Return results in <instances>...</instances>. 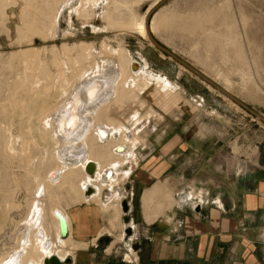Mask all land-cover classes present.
Wrapping results in <instances>:
<instances>
[{
	"label": "rangeland",
	"instance_id": "rangeland-1",
	"mask_svg": "<svg viewBox=\"0 0 264 264\" xmlns=\"http://www.w3.org/2000/svg\"><path fill=\"white\" fill-rule=\"evenodd\" d=\"M7 1L11 3L4 7L5 18H1H4L5 27L0 26V79L10 76V81L18 70L16 61L12 62L10 69L3 65L12 52L32 47L41 50L51 45L60 50L62 42L71 46L81 41L92 43L98 48L103 39L112 45L120 40L134 59L139 60V56H144L154 72L167 77L169 88L165 92L153 85L139 83L112 106V118L126 127L129 136L126 145L135 152V158L124 159L116 167L118 175L127 172L122 180L114 184L105 183L99 179L102 170L92 182L105 183L101 187L103 191L112 187L120 188L124 197L121 201H126L129 197L128 201H132L133 209L130 214L137 215L140 223L150 224L159 217H165L168 222L171 214L178 217L179 211H189L195 199L207 200L206 204L203 202L200 206L205 205L208 207L206 210L212 205L218 206L217 200H229L232 185L234 199L238 201L242 199L245 190L258 189L263 193L264 122L159 51L147 36L116 30L93 32L92 27L104 26L100 16L105 0L97 1L95 14L87 21L77 19L74 9L71 16L67 14L66 7L60 19L56 20L57 29L53 36H48L45 40L33 37L31 42L21 44L16 42V26H21L18 15L22 0L15 3L13 0ZM149 9H153L150 17L156 12L170 11L178 15V23L190 21L189 17L195 12L197 17L199 14L203 16L200 28L195 29L192 34L178 31L173 21L161 26L157 31L159 34L151 33L180 59L264 117V0H142L134 7V12L142 14ZM23 11L30 15L34 13L32 17L35 18L39 15L28 8ZM241 13L245 18L244 23L240 19ZM234 25L236 31L240 32L238 36L243 43L244 61L234 57V45L229 41L227 46H221L222 34L234 40ZM47 50L41 53L47 55ZM224 73L229 80L227 84L221 77ZM10 114L11 132L15 135L17 131L13 127L19 124L18 111L9 110L6 117ZM148 114H151L150 119L145 120ZM137 133L140 137L137 138V144L133 145L131 140L137 137ZM6 171L11 180L16 177L15 181L18 182L12 196L15 205L9 207L0 202V224L3 225L0 230V255L4 252L3 248L15 243L30 200L38 199L45 203L44 197H39L34 189L26 191L22 184V178L26 175L15 157ZM154 185L160 191L170 193L181 204L170 205L163 199L153 209L157 210L155 216L152 214L147 219L141 205V196ZM188 193L192 194V199L184 201ZM217 195L221 197L217 198ZM247 199L254 204L253 196L249 195ZM74 200H78L77 197L63 189L60 201L65 211H69L68 207ZM221 205L223 207L222 202ZM101 214L107 220L108 213ZM46 220L49 222V218ZM120 233L123 240L122 229ZM51 236L54 238L52 233ZM53 241L56 242L55 239ZM64 248L66 251L63 258L74 257L75 262H78L76 253L79 249L72 251L69 244L64 245ZM129 250L131 252H125L133 260L136 254L131 247ZM124 255L122 258L125 259Z\"/></svg>",
	"mask_w": 264,
	"mask_h": 264
},
{
	"label": "bare ground",
	"instance_id": "bare-ground-1",
	"mask_svg": "<svg viewBox=\"0 0 264 264\" xmlns=\"http://www.w3.org/2000/svg\"><path fill=\"white\" fill-rule=\"evenodd\" d=\"M13 1L15 3L17 0ZM97 1L22 0L18 15L21 26H16V42L29 43L33 37L45 40L53 36L57 29V15L65 7L70 16L74 9L77 19L87 21L94 16ZM141 1L105 0L100 16L104 26L92 27V31H127L148 38V33H156L161 26L173 21L178 31L192 34L200 28L204 19L200 14L197 17L195 12L190 15V21L178 23V15L170 11L166 13L165 10L153 13L146 25L150 9L142 14L134 12V7ZM8 3L11 2L0 0L2 28L5 27L4 7ZM24 8L39 15L32 17L34 13L26 14ZM240 19L245 22L242 13ZM239 34L234 25V40L222 34L221 46H227L229 41L234 45V57L244 61ZM98 46L96 48L92 43L83 41L68 46L62 42L60 50L55 45L41 50L33 47L20 49L4 60L6 69H10L12 62L16 61L18 70L10 81V76L0 79V202L9 207L15 205L12 196L18 181H15L16 177L11 180L6 171L15 157L26 175L22 178L26 191L34 189L39 197H44L45 203L38 199L30 200L15 243L3 248L0 264H44L45 257L54 255L61 261L69 258H63L66 251L64 245L75 244L67 236V232L71 231V219L60 201L63 189L72 192L77 199H91L103 208L110 200L115 198L118 201L123 197L119 189L112 187L103 191L101 188L106 182L114 184L122 180L127 172L118 175L116 167L124 159L135 158V152L126 145L129 139L126 127L112 118V106L139 83L153 85L165 92L169 88V81L161 73L154 72L144 56H139V60L134 59L120 40L112 45L103 39ZM46 49L48 54L43 55L41 52ZM221 77L225 84L229 83L225 73ZM9 110H17L19 115L18 126L13 127L17 131L15 135L11 132V114L8 115L10 118L6 117ZM150 116L148 114L145 120ZM136 135L131 140L133 145L140 137L138 133ZM88 163L93 164L92 174L86 170ZM102 170L99 179L105 183H92ZM155 186L141 196L147 219L152 214L155 216L157 210L153 209L163 199L171 205L170 193L160 191ZM87 189H90L88 194ZM191 198V195L186 197L187 200ZM192 205L201 206L198 201H192ZM60 217L65 223V236L60 235ZM46 218H49V222ZM2 226L0 224V230Z\"/></svg>",
	"mask_w": 264,
	"mask_h": 264
},
{
	"label": "crops",
	"instance_id": "crops-1",
	"mask_svg": "<svg viewBox=\"0 0 264 264\" xmlns=\"http://www.w3.org/2000/svg\"><path fill=\"white\" fill-rule=\"evenodd\" d=\"M249 195L254 198L253 205ZM170 198L171 205L181 204L177 198ZM121 200L114 198L104 208L91 199L71 203L67 212L71 231L67 236L75 244L72 251L79 249V260L69 257L68 264H264V191L245 190L238 201L232 185L229 200L220 199L223 207L217 200L219 207L215 204L206 210L204 205L199 212L189 208L179 211L178 217L171 214L168 222L159 217L150 224L140 223L137 215L130 214L129 197ZM194 201L200 205L204 202ZM101 213H108L107 220ZM129 246L136 254L133 260L125 252H131Z\"/></svg>",
	"mask_w": 264,
	"mask_h": 264
},
{
	"label": "water",
	"instance_id": "water-1",
	"mask_svg": "<svg viewBox=\"0 0 264 264\" xmlns=\"http://www.w3.org/2000/svg\"><path fill=\"white\" fill-rule=\"evenodd\" d=\"M66 8V7H65ZM65 8L63 10H61L59 12V14L57 15L56 20L60 19L61 14L64 12ZM153 9H150L147 13V17H146V25L148 23V20L150 18L151 15V11ZM148 39L151 42V44L156 47L159 51L165 53L166 55L170 56L171 58H173L175 61H177L178 63H180L181 65H183L184 67H186L188 70H190L192 73H194L198 78L202 79L204 82H206L208 85H210L211 87L217 89L220 93H222L224 96L228 97V99L234 101L237 105H239L240 107L244 108L246 111H248L249 113L255 115L256 117H258L261 121L264 122V117H262L261 115H259L256 111H254L252 108H250L249 106L245 105L242 101H240L239 99H237L236 97H234L233 95H231L229 92L225 91L222 87H220L218 84H216L214 81H212L211 79H209L208 77H206L203 73H201L200 71H198L197 69H195L194 67H192L191 65H189L188 63H186L185 61H183L182 59H180L178 56H176L172 51H170L169 49H167L166 47H164V45H162L160 42H158L151 33H148ZM93 164L92 163H88L86 165V170L89 174L93 173ZM90 192V189L86 190V194H88ZM200 206L195 205L193 207V210L195 212H199L200 211ZM59 226H60V235L61 236H65L66 234V227H65V223L63 221V219L60 217L59 218ZM69 262V258L68 259H63L62 261L56 256H50V257H45L43 259V263L44 264H68Z\"/></svg>",
	"mask_w": 264,
	"mask_h": 264
},
{
	"label": "built area",
	"instance_id": "built-area-1",
	"mask_svg": "<svg viewBox=\"0 0 264 264\" xmlns=\"http://www.w3.org/2000/svg\"><path fill=\"white\" fill-rule=\"evenodd\" d=\"M204 198V197H203ZM207 203V200H204V204H206ZM215 203V202H214ZM194 206L193 205H191V208H193Z\"/></svg>",
	"mask_w": 264,
	"mask_h": 264
}]
</instances>
